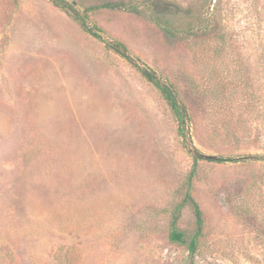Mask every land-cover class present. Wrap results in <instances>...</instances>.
Instances as JSON below:
<instances>
[{
    "label": "rangeland",
    "instance_id": "rangeland-1",
    "mask_svg": "<svg viewBox=\"0 0 264 264\" xmlns=\"http://www.w3.org/2000/svg\"><path fill=\"white\" fill-rule=\"evenodd\" d=\"M216 5L221 37L192 45L143 12L84 29L49 0H0V264H186L168 233L179 205L195 231V152L230 161L196 165L191 264H264V0ZM116 42L177 88L184 137Z\"/></svg>",
    "mask_w": 264,
    "mask_h": 264
},
{
    "label": "trees",
    "instance_id": "trees-1",
    "mask_svg": "<svg viewBox=\"0 0 264 264\" xmlns=\"http://www.w3.org/2000/svg\"><path fill=\"white\" fill-rule=\"evenodd\" d=\"M54 6L64 11L73 20L78 22L85 29V22L89 19V15L98 9H109L114 11H124L132 13H145L149 21L165 35L175 38L180 41L189 42L195 45L197 42H205L208 38L219 39L220 28L218 24V15L216 13L217 0L212 4V0H190L188 2H179L177 0H110L101 2L96 6H89L79 9L76 3L71 0H49ZM94 37L99 35L92 33ZM112 50L127 60L135 67L139 73L151 83L160 93L167 107L174 115L178 133L181 137L186 135L191 118L187 106L180 100L177 88L173 83L168 81L162 75L156 73L148 67L141 68L133 62L127 48L121 43H114L111 46ZM204 154L195 152L192 154L193 166L188 179V190L185 194L182 203H189L193 209L195 218V231L191 236H187L184 232L177 228V220L181 205L173 212L170 222L168 239L175 244L184 245L188 251L186 264H191V259L194 257L199 238L203 230V215L200 206L192 198L190 187L192 177L196 170L198 162H216L221 163L230 161L228 159L216 158L208 159ZM240 161H247L251 158L243 157ZM61 264H72L73 260L69 255L56 258Z\"/></svg>",
    "mask_w": 264,
    "mask_h": 264
},
{
    "label": "water",
    "instance_id": "water-1",
    "mask_svg": "<svg viewBox=\"0 0 264 264\" xmlns=\"http://www.w3.org/2000/svg\"><path fill=\"white\" fill-rule=\"evenodd\" d=\"M204 157H205V158H208V159H216V157H214V156H208V155H205Z\"/></svg>",
    "mask_w": 264,
    "mask_h": 264
}]
</instances>
